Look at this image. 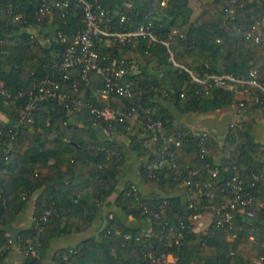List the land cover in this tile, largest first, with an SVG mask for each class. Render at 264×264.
<instances>
[{"label":"trees","instance_id":"1","mask_svg":"<svg viewBox=\"0 0 264 264\" xmlns=\"http://www.w3.org/2000/svg\"><path fill=\"white\" fill-rule=\"evenodd\" d=\"M40 1L0 0V80L11 90L28 93L48 76L61 83V73L50 67L59 46L38 39L52 37L56 31L69 34L83 27L82 12L73 9L64 18L58 12L52 14V20L45 17L43 27L36 29L34 13ZM161 2L101 0L112 30H131L151 21L160 40L169 46H148L142 40L128 46L106 44L104 40L95 43L105 65L115 61L139 66L137 74L125 78L133 83L135 102L143 109L136 121L126 118L122 123L111 122V135L107 137L103 133L105 123L93 125V116L87 109L68 115L58 101L49 100L39 105L31 124H20L18 110L24 100L6 105L0 98V113L6 117V122L0 123V131L16 132L9 160L0 169V222H12L28 197L42 190L32 227L19 234L23 242L34 245L39 255L26 253L24 264H41L51 242L82 235L91 227L105 200L116 192L120 169L126 164L124 150L115 140L118 137L128 141L129 152L139 160L137 175L141 183L158 191L146 195L140 191V185L127 183L115 201L116 207L126 217L147 222L149 229L126 227L116 216L107 217L95 237L56 252L53 264H149L144 261L148 253H174L178 264H251L264 258V145L256 142L251 125L230 124L220 144L206 133L195 134L177 123L163 106L172 104L181 115H202L232 102L228 91L211 88L206 93L193 84L185 72L169 61L170 53L176 63L199 77L205 73L246 75L257 70L264 81V57L259 53L264 42L256 44L239 33L264 19V0H244L226 22L222 18L226 0H167L163 7ZM191 3L200 5L196 16ZM15 16L22 21L13 22ZM121 17L125 22L119 25ZM69 75L70 80L62 84L63 92L70 93L74 82L77 97L81 96L85 103L105 104L95 94L101 86L99 77L91 74L88 82L82 81L78 69ZM237 100L245 101V97L239 96ZM110 105L129 107L120 98ZM237 109V114L251 111L264 118V110L252 101H245L244 108ZM142 117L162 123L166 135L174 140L169 149L164 150L160 142L153 143L151 134L144 130ZM211 152L223 155L219 163L213 160ZM161 153L173 155L177 168L183 171V179L190 183L191 193L195 192V184L209 181L210 170H217L210 191L213 198L195 193L189 209L185 199L187 188L183 181L175 180L169 163L158 170L150 168ZM194 167L199 174L188 175ZM234 176L249 183L257 177L255 185L246 191L253 204L231 212V223L217 227L211 208L219 209L228 199L223 190ZM144 207L148 213H144ZM47 210H52L50 216L39 222ZM247 211L253 213L252 219L246 217ZM204 212L211 215V224L205 232L196 233V219L188 221V217ZM156 213H161L159 219H154ZM4 236L0 232V243H4ZM8 252L1 254L0 260Z\"/></svg>","mask_w":264,"mask_h":264},{"label":"built area","instance_id":"2","mask_svg":"<svg viewBox=\"0 0 264 264\" xmlns=\"http://www.w3.org/2000/svg\"><path fill=\"white\" fill-rule=\"evenodd\" d=\"M166 1L162 0L160 5L162 7L165 6ZM243 3L244 0H226V6L222 9L223 22L231 18L236 10L243 6ZM73 9H78L82 12V29L71 31L69 34L56 31L52 37L38 39L42 43L56 44L59 46L57 52L51 58L50 67L54 71L61 73V83L52 76H48L34 85L31 91L25 93L23 90H11L0 80V98L3 99L6 105L14 103L18 99L24 100L18 110V122L20 124H31L33 122V114L39 109V105L49 100L58 101L68 115L77 113L82 109H87L93 116V125L99 122L105 123L103 133L109 137L111 135V122L117 121L122 123L126 118L131 119V121H136L140 118V112L143 111L142 107L135 102L136 93L133 83L130 80H125L126 77L137 74L139 72V66L134 62L117 63L115 61L105 65L103 63L105 59H100L95 50V43L104 40L106 44L128 46L136 41L142 40L148 46L159 43L166 49H169V46L166 42L160 40L159 36L155 33L151 21L131 30H112L109 26L107 12L104 10L101 0H41L34 13L36 29L40 30L43 27V19L45 17L52 20V14L58 12L64 18ZM148 18L150 19V14ZM21 21L22 18L20 16H15L13 19L15 23H20ZM124 22L125 18L121 17L119 25ZM239 33L242 38L252 40L256 44L264 42V19L257 20L248 28L240 29ZM169 61L176 69L185 72L191 79V82L197 86H201L206 93L211 88L230 92L232 95L230 106L234 113H237V108H244L245 101H252L264 110V81L257 70H251L246 75H235L231 73L216 75L205 73L199 77L176 63L171 53ZM77 69L80 71L82 81L88 82L91 74L100 78L101 86L95 89V94L100 101L105 103L103 106L85 103L81 96L77 97L78 88L74 82H72L69 88L70 93L62 91V84L70 80L69 72ZM239 96H244L245 101L237 100ZM116 98L127 102L129 107L125 109L112 107L110 103ZM144 122V130L151 134L153 143L160 142L164 150L169 149L174 140L172 137L166 135L162 123L160 121H153L148 117L144 119ZM46 124L48 125V122ZM233 126H236V124H231V127ZM15 136L16 132L9 131L4 133L0 131V169L9 160ZM175 146H179V143L175 142ZM168 163L169 169L174 171L175 180L183 181L187 188L185 199L189 209L192 208V200L194 199L195 193L196 195H205L213 198V194L210 191L215 184L218 175L217 170H210L209 181L202 185L195 184V192L191 193L189 192L190 183L183 179V171L177 168L171 153L167 155L161 153V157L150 168L152 170H158L164 164ZM205 167L207 169L209 168L208 165H205ZM187 174L196 176L199 174V169L194 167ZM257 180V177H253L249 183L239 176H234L226 182L223 191L228 195V199L219 209L215 207L211 208L212 214L216 217L215 224L217 227L231 223V212L237 209H244L253 204V200L246 195V191L248 188L253 187ZM133 194L134 196L137 195L136 189H133ZM144 209V213H148L146 207ZM51 212L52 210L45 211L39 219V222H45ZM160 214H154V219H159ZM198 217V215H191L188 217V221H193ZM246 217L252 219L253 213L247 211ZM36 226H38V223ZM180 228L183 229L184 226L180 224ZM182 236L181 233L178 234L179 238H182ZM15 241L19 244L21 252L24 255L35 252L34 245L23 242L20 235H17L15 240L5 235L4 243H0V255L9 251ZM175 245L177 247L179 246L178 240L175 241ZM144 261H147L149 264H178V258L174 253H158L156 255L148 253ZM251 264H264V258H260Z\"/></svg>","mask_w":264,"mask_h":264},{"label":"crops","instance_id":"3","mask_svg":"<svg viewBox=\"0 0 264 264\" xmlns=\"http://www.w3.org/2000/svg\"><path fill=\"white\" fill-rule=\"evenodd\" d=\"M259 53L264 57V47L259 50ZM154 74L158 75L159 73L154 72ZM163 106L173 114L177 123L186 126L191 132L195 134L206 133L220 144H222L230 124L247 123L251 125L253 136L256 139V142L264 145V118L251 111H242L237 114L233 112L231 106H228L215 112L202 115H181L177 112L172 104L164 103ZM2 122H6V117L0 113V123ZM115 140L122 147L126 155V164L120 169L118 182L116 184V192L105 200L103 207L96 213L91 227L82 235L66 236L51 242L45 251V255L41 264H53L52 258L56 252L63 249L73 248L82 241L95 237L97 231L101 225L104 224L107 217L116 216V218L120 220V222L126 227L135 226L144 230L149 229L147 222L138 221L130 216L126 217L124 213H122L116 207L115 201L127 183L140 185V191L146 195H149L150 193H157L158 190L156 187L150 184L141 183V180L137 175L139 160H137L135 155L129 152L128 141L124 137H118L115 138ZM220 155L218 153L211 152V156L216 163H219L223 156ZM41 194L42 190H36L33 192L28 197L22 211L14 215V220L12 222L7 224L0 222V232L15 240L17 235L30 229L34 221L35 205ZM211 220L212 217L208 212L202 213L194 221V231L196 233L205 232L211 224ZM32 255L36 257L39 255V252L35 251ZM24 262L25 255L21 252L19 244L16 241L6 256L0 260V264H24Z\"/></svg>","mask_w":264,"mask_h":264},{"label":"rangeland","instance_id":"4","mask_svg":"<svg viewBox=\"0 0 264 264\" xmlns=\"http://www.w3.org/2000/svg\"><path fill=\"white\" fill-rule=\"evenodd\" d=\"M191 7L192 9L194 10V15L196 16L198 13H200L201 11V8H200V5L197 4V3H191ZM217 153V152H215Z\"/></svg>","mask_w":264,"mask_h":264}]
</instances>
